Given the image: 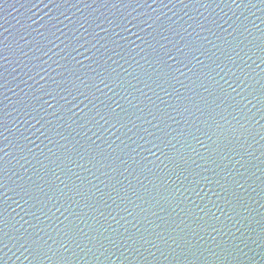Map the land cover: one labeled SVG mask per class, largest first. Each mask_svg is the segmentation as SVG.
<instances>
[{"label": "water", "instance_id": "water-1", "mask_svg": "<svg viewBox=\"0 0 264 264\" xmlns=\"http://www.w3.org/2000/svg\"><path fill=\"white\" fill-rule=\"evenodd\" d=\"M261 49L259 0H0V264H264Z\"/></svg>", "mask_w": 264, "mask_h": 264}, {"label": "snow or ice", "instance_id": "snow-or-ice-1", "mask_svg": "<svg viewBox=\"0 0 264 264\" xmlns=\"http://www.w3.org/2000/svg\"><path fill=\"white\" fill-rule=\"evenodd\" d=\"M233 2H234V0H233ZM249 2H251V0H249ZM259 3L262 4V5H264V0H259ZM261 51H264V49H261ZM153 147H157V146L156 145H153ZM26 250H28V249H26Z\"/></svg>", "mask_w": 264, "mask_h": 264}]
</instances>
